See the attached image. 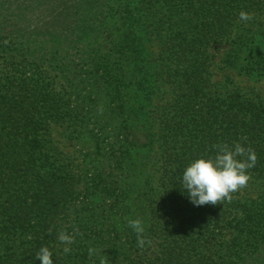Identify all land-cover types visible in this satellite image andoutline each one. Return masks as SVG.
<instances>
[{
    "label": "trees",
    "instance_id": "16d2710c",
    "mask_svg": "<svg viewBox=\"0 0 264 264\" xmlns=\"http://www.w3.org/2000/svg\"><path fill=\"white\" fill-rule=\"evenodd\" d=\"M110 4L0 0V58L17 59L10 73L0 77V264H41L36 254L44 246L52 251L54 264H259L264 196L246 203L235 192L231 201L197 207L183 190L182 176L194 160L214 156V145L239 142L258 156L249 169L251 179L264 180V102L238 92L212 93L207 85L212 44L232 35L240 12L254 17L264 13V0H142L143 21L134 20L126 9L128 42L141 41L144 19L157 11L153 16L158 13L168 77L178 93L159 122L158 188L155 194L150 185L139 190L135 153L129 150L138 128L135 121L126 122L119 134L129 149L106 154L114 167L88 181L79 203L78 176L50 149V129L53 122L74 118L65 97L84 94L76 79L79 72L90 75L85 89L100 78V62L65 47L68 34L81 35L95 23L100 25L98 34L108 32L115 13ZM87 15L94 19L81 24ZM32 28L36 37L30 36ZM43 35L56 43L46 44L39 37ZM242 51V45L234 47L227 62L232 64ZM49 71L67 80L65 85L47 81ZM30 73L29 80L15 77ZM120 111L124 115L125 106ZM132 115L136 113L130 108L128 117ZM125 159L133 162L128 165ZM93 196L99 198L97 204L90 201ZM134 219L145 226L143 236L150 244L144 248L138 247L137 235L128 226ZM60 232L75 237L68 254L58 239ZM90 248L96 250L91 256Z\"/></svg>",
    "mask_w": 264,
    "mask_h": 264
},
{
    "label": "rangeland",
    "instance_id": "374dc122",
    "mask_svg": "<svg viewBox=\"0 0 264 264\" xmlns=\"http://www.w3.org/2000/svg\"><path fill=\"white\" fill-rule=\"evenodd\" d=\"M141 3L142 0H111L110 5L115 7V13L110 24H107V29H110L108 32L105 30L98 34L99 24L89 25L84 22L94 19L88 14V18L86 16L80 20L81 24H88L86 29L81 35L68 34L64 44L65 47L78 49L101 63L98 84L93 83L92 89H85L90 82V75L86 77L84 72L76 69L80 75L76 79L81 83V93L84 94L75 97L73 93H67L65 97L67 107L75 112L74 118L53 122L50 129V149L57 150L60 163L70 165L78 176L76 192L79 203L85 198L88 181L96 178L99 171H110L114 167L106 154L129 149L119 134L126 122L129 124L135 121L138 128L135 145L129 150L135 153L137 169L134 173L139 190L143 191L150 185L155 194L158 188V159L161 153L159 122L167 114L165 111L170 108L168 104L177 100L178 93L168 77L166 65L169 62L162 51L157 29L158 13L153 16L157 11L148 12V17L144 19L145 32L141 34V41L128 42L126 38L125 29L130 24L124 19L126 9H129L128 14L134 20L142 19L145 9ZM86 32L89 33L88 36L85 35ZM29 33L32 37L38 35L35 28ZM39 37L45 39L46 44L56 43L44 35ZM240 45L244 51L237 52L232 64L227 62L231 50ZM209 55V91L223 95L228 91L238 92L246 99L264 102V13L253 16L251 21L238 22L229 38L212 44ZM14 62L0 58V77L10 73ZM175 72L178 77L179 73ZM47 74V81H53L55 87H59V82L64 85L67 82L55 78L52 71ZM30 75L32 73L15 77L29 80ZM124 106L125 112L122 115L120 110ZM130 108L136 116L128 117ZM82 121L85 122L84 126ZM98 149L101 150L98 152ZM125 161L128 165L133 162L127 159ZM237 193L246 203L256 200L260 202L259 198L264 196V180L251 179ZM137 195L138 193L134 194ZM90 201L97 204L99 198L93 196ZM117 226L120 227L119 224ZM259 261V264H264V253Z\"/></svg>",
    "mask_w": 264,
    "mask_h": 264
},
{
    "label": "clouds",
    "instance_id": "9594fccd",
    "mask_svg": "<svg viewBox=\"0 0 264 264\" xmlns=\"http://www.w3.org/2000/svg\"><path fill=\"white\" fill-rule=\"evenodd\" d=\"M239 19L248 22L253 19V15L242 11ZM213 148L214 156L194 160L183 172V190H187L190 202L197 207L206 204L215 205L225 200L231 201L232 193L247 186L251 179L249 169L254 168L258 161L256 152L239 142L231 146L221 143L214 145ZM128 226L137 235L138 247L144 248L146 243L150 244V241H146L143 236L145 226L142 220H129ZM58 239L65 245L63 249L65 254L70 253V245L75 242V237L60 232ZM95 251L90 248L89 255H93ZM36 259L41 264H54L53 253L47 246L39 249Z\"/></svg>",
    "mask_w": 264,
    "mask_h": 264
}]
</instances>
